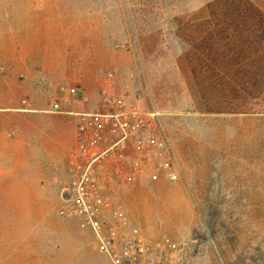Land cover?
Masks as SVG:
<instances>
[{
	"label": "rangeland",
	"instance_id": "374dc122",
	"mask_svg": "<svg viewBox=\"0 0 264 264\" xmlns=\"http://www.w3.org/2000/svg\"><path fill=\"white\" fill-rule=\"evenodd\" d=\"M248 9L243 0H0V264H112L101 240L128 264L135 238L182 246L149 264H264V79L254 78L264 67H242L246 38L226 39L233 25L247 30L245 17L264 44V19ZM160 32L179 78L136 39ZM129 110L155 115L170 166L150 180L104 178L92 227L67 191L78 113Z\"/></svg>",
	"mask_w": 264,
	"mask_h": 264
},
{
	"label": "built area",
	"instance_id": "2783aa9c",
	"mask_svg": "<svg viewBox=\"0 0 264 264\" xmlns=\"http://www.w3.org/2000/svg\"><path fill=\"white\" fill-rule=\"evenodd\" d=\"M78 116L75 144L69 161V170L74 172L75 179L67 191L73 196L72 211L86 216L88 223L95 227L98 223L92 217L91 207L94 205L90 200L96 201L95 206L101 202L104 178L122 176L133 181L150 180L169 168L171 157L153 113L129 110L78 113ZM124 148L130 150L127 157L120 153ZM118 153L125 161L119 159ZM124 165L128 167L125 173L119 170ZM101 242L112 264H116L115 249ZM182 250V246L173 241L149 243L143 238H135L127 244L124 259L128 264H149L150 257L181 253Z\"/></svg>",
	"mask_w": 264,
	"mask_h": 264
},
{
	"label": "trees",
	"instance_id": "16d2710c",
	"mask_svg": "<svg viewBox=\"0 0 264 264\" xmlns=\"http://www.w3.org/2000/svg\"><path fill=\"white\" fill-rule=\"evenodd\" d=\"M154 4L155 3L152 2V4H151L152 5L151 6L152 9L156 8V6ZM247 6H248V8H249L248 10L250 12L253 11V12L257 13L255 11V9L251 5L247 4ZM153 18H155V17H153ZM154 23H155V19H152V20L149 19V20L145 21L144 26L145 27L149 26V25L153 26ZM241 25L247 27L248 35H247V32H245V34L243 35L241 31H236V29L238 27V25L236 24V25H233V28H234L235 32L231 36H229V35L227 36L226 35L227 38L226 37L225 38L226 39H228V38L231 39L232 37L233 38L235 37V38H237V40H239V37L240 38H246V42H248V43H249V39L250 38H252L254 40L255 36L253 34V31L252 32L249 31V29L252 28V22L248 18L241 17ZM136 39L138 41H139V39L141 40V45H142L143 49H147V50H150V52H153V56L151 58L152 61H154V62L165 61V62H161V64L166 66L165 70L167 71V76L169 77V79H171V78L175 79L177 77L179 78L178 73L175 71V68H174V66L172 64V59H171V56H170V53H169L168 46H167L166 41H165L163 35L161 34V32L158 33V34L146 33L144 35H142V34L141 35H137ZM258 39H262L263 40V37H260L258 35ZM167 58L169 59L168 61H166ZM263 91H264V84H263L262 88L259 90V92L257 94L259 95Z\"/></svg>",
	"mask_w": 264,
	"mask_h": 264
},
{
	"label": "crops",
	"instance_id": "0c3cea01",
	"mask_svg": "<svg viewBox=\"0 0 264 264\" xmlns=\"http://www.w3.org/2000/svg\"><path fill=\"white\" fill-rule=\"evenodd\" d=\"M243 1L246 3V5L247 4L251 5L255 9L257 14H259L264 19V0H243ZM240 31L242 32L243 35L245 34V32H247V35H248V30L246 31L245 29L244 30L242 29ZM249 31H252V29H249ZM253 34L255 36L254 40L249 41V43L243 42L239 46V56H240L241 62L243 63V65H241L242 67L245 66L247 68L253 67L255 69H259V67L260 68L264 67V64H263L264 63V44H263V40L258 39L259 32L253 31ZM234 51L237 52L238 50H234ZM254 78L264 79L263 75L262 76L256 75ZM247 79H250V76ZM260 98H261V102L264 104V91L261 94ZM262 122H263L262 128L264 129V117H262ZM22 146L23 145H19V147H22ZM52 179H56V176H53ZM244 186L245 185H243V187ZM245 187H247V185ZM12 194H15L16 196H18V195H21V192L19 193V191L16 190L15 192H12ZM240 196L241 198L243 197V201H246L244 194L241 193ZM247 201H248V198H247ZM261 205L263 204L261 203ZM259 210H264V208L261 207L259 208Z\"/></svg>",
	"mask_w": 264,
	"mask_h": 264
}]
</instances>
